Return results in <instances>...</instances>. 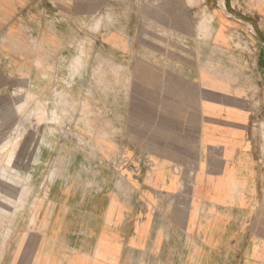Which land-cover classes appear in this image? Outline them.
<instances>
[{"label": "crops", "instance_id": "obj_1", "mask_svg": "<svg viewBox=\"0 0 264 264\" xmlns=\"http://www.w3.org/2000/svg\"><path fill=\"white\" fill-rule=\"evenodd\" d=\"M9 1L14 16L21 4L28 17L36 4L59 14L66 5L65 16L77 19L86 12L84 0ZM180 1L162 10L168 21L142 17L150 27L139 36L119 24L109 31L110 78L124 86L114 97L123 106L113 109L124 122L114 130L146 168L120 178L99 171L94 194L73 178L46 203L40 231L29 232L14 264H264L250 130L252 113L264 115V0H203L209 29ZM106 141L94 143L104 158L119 150L112 136Z\"/></svg>", "mask_w": 264, "mask_h": 264}, {"label": "rangeland", "instance_id": "obj_2", "mask_svg": "<svg viewBox=\"0 0 264 264\" xmlns=\"http://www.w3.org/2000/svg\"><path fill=\"white\" fill-rule=\"evenodd\" d=\"M99 1L95 10L92 0H84L85 17L78 19L65 16L66 5L62 15L59 7L45 13L36 4L28 17V6H18L22 15L14 16L9 0L0 3V264H14L16 255L28 251L25 238L40 231L46 203L59 201V189L73 178L94 194L100 191L99 171L120 178L146 168L144 157L127 154L125 134L114 130L124 122L113 115L123 106L114 97H123L124 86L110 78L116 70L110 64L109 31L119 24L139 36L150 27L140 26L142 17L161 13L169 20L162 10L172 0ZM186 2L209 29L213 16L202 10L203 0L180 1ZM233 41L247 47L239 36ZM256 113L250 130L264 204V115ZM109 135L119 150L104 158L94 143L106 144ZM124 154L129 165L119 159L113 164Z\"/></svg>", "mask_w": 264, "mask_h": 264}, {"label": "built area", "instance_id": "obj_3", "mask_svg": "<svg viewBox=\"0 0 264 264\" xmlns=\"http://www.w3.org/2000/svg\"><path fill=\"white\" fill-rule=\"evenodd\" d=\"M118 159L124 162V166H126L127 164L128 165L130 164V162H129L128 158L125 156V154H124V157H122L120 155L116 159H113V161H114L113 164H115V160H118Z\"/></svg>", "mask_w": 264, "mask_h": 264}]
</instances>
